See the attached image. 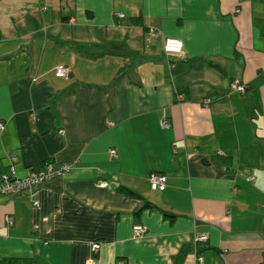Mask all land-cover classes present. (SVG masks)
Masks as SVG:
<instances>
[{"label": "crops", "instance_id": "obj_1", "mask_svg": "<svg viewBox=\"0 0 264 264\" xmlns=\"http://www.w3.org/2000/svg\"><path fill=\"white\" fill-rule=\"evenodd\" d=\"M50 1L0 0V174L69 170L0 195V264H264V0Z\"/></svg>", "mask_w": 264, "mask_h": 264}, {"label": "built area", "instance_id": "obj_2", "mask_svg": "<svg viewBox=\"0 0 264 264\" xmlns=\"http://www.w3.org/2000/svg\"><path fill=\"white\" fill-rule=\"evenodd\" d=\"M116 17H122V13L115 12ZM163 52L166 57H177L182 58V44L181 41L174 38H166L163 41ZM68 68L62 64H58L54 68V75L56 77L65 78L68 75ZM230 90L238 93H242L244 91V84L238 82L237 80L230 81ZM208 100H205L204 103H207ZM30 117H33L30 115ZM163 125L166 126V121L163 122ZM4 123L0 121V130L3 129ZM59 134H62V131H59ZM108 155L110 157H115L116 152L114 149L110 148L108 150ZM14 158H10V162L8 164L7 173L0 174V195H7L16 193L23 188L40 183L41 181L48 179L53 176L61 175L63 172L69 170V165H60L57 169L52 170L47 166H43L38 169L29 170L24 176L18 177L15 174L14 166H13ZM250 179V177L248 178ZM148 186L151 190H162L164 187L165 176L160 173H150L147 177ZM102 184H98L100 186ZM4 221L8 224L11 223L10 219L4 217ZM144 228L139 225L132 226V235L134 237H141L144 234ZM206 239L205 234H201L195 237V241L203 242ZM98 243L91 244V250H97L99 248ZM200 261V259H198Z\"/></svg>", "mask_w": 264, "mask_h": 264}, {"label": "rangeland", "instance_id": "obj_3", "mask_svg": "<svg viewBox=\"0 0 264 264\" xmlns=\"http://www.w3.org/2000/svg\"><path fill=\"white\" fill-rule=\"evenodd\" d=\"M15 2L16 0H9ZM27 3L24 5V10H30L36 12L37 9H43V11H49L51 9L52 3L50 0H26ZM37 14V13H36Z\"/></svg>", "mask_w": 264, "mask_h": 264}, {"label": "trees", "instance_id": "obj_4", "mask_svg": "<svg viewBox=\"0 0 264 264\" xmlns=\"http://www.w3.org/2000/svg\"><path fill=\"white\" fill-rule=\"evenodd\" d=\"M144 207H148V205H147V204H145V205H144Z\"/></svg>", "mask_w": 264, "mask_h": 264}]
</instances>
